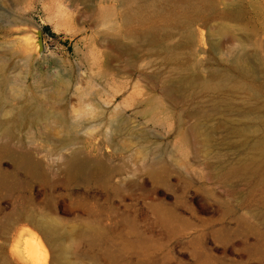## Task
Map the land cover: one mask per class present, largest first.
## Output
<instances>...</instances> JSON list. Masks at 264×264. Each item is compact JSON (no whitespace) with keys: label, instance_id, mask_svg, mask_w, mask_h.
I'll return each instance as SVG.
<instances>
[{"label":"rangeland","instance_id":"obj_1","mask_svg":"<svg viewBox=\"0 0 264 264\" xmlns=\"http://www.w3.org/2000/svg\"><path fill=\"white\" fill-rule=\"evenodd\" d=\"M125 12L0 0V264H264V48L244 74L224 54L264 19L207 11L189 49L183 25L150 42Z\"/></svg>","mask_w":264,"mask_h":264},{"label":"bare ground","instance_id":"obj_2","mask_svg":"<svg viewBox=\"0 0 264 264\" xmlns=\"http://www.w3.org/2000/svg\"><path fill=\"white\" fill-rule=\"evenodd\" d=\"M119 1H121L126 8V12L124 16V24L127 27V31L134 33V30L132 28V23L137 22L136 24L138 26L146 27V30L145 32H142L143 33L142 35L146 36L150 40V42H154L156 40V28H157L156 21L160 19L164 22V24H168V22L173 20L174 22L173 24L183 25L184 27H186L187 30L185 32L184 40H185V45L189 47V49L196 42V40L194 33L188 28L192 24H194L195 21L198 19H202L204 17L207 19L206 17L207 11L212 10V14L213 12H216L215 14L218 17L222 18L223 20L228 18L231 21H237L238 19L241 18L242 19L251 18L252 21L259 19V21L261 22V20L263 21L264 19V9L258 4L257 0L251 2V6L253 7V14H249L250 11L252 10L251 7L249 8L251 10L249 11V13H247V10L244 9L240 4H237L235 7H228L225 10H219L217 8V2H215L214 0H203L202 4L194 3L192 0H179L180 5L178 4V6L180 7L181 12L176 11L174 9L175 5L169 10H164L163 8L159 7L158 3L155 0H151L150 2L145 4H139L137 0H119ZM206 9L208 10L206 11ZM182 12L185 14H183ZM243 21L245 22V20ZM255 22L257 24L255 23L256 25L253 27H248L244 25L245 26L244 28L238 26V28L236 29L241 31V33L240 34L237 33V35H234L233 37L235 41L234 43L235 47L229 49V51L227 52H224V54L226 53L227 55L234 54L233 59L228 61L230 64L233 65L232 67H234V65L240 67V69L242 70V74H244L245 72L244 70H246L245 67L250 65V61H251L249 54L246 52L247 45L250 44V46L256 49L264 48V40L257 38V37H262L264 33V22H261L260 25L258 24L257 21ZM236 23L238 24V22ZM197 46H198V50H200L201 43L198 42ZM213 49L214 51H216L217 54L222 55L223 52L218 50L216 47ZM187 55L190 57L192 55V52L188 50ZM170 59L172 61L177 60L175 56H172ZM188 74L189 73H187V76ZM190 78H191L190 81L191 83L193 82L194 77L193 78L190 77ZM225 79H227V77H225ZM238 82L240 85L242 86L244 85L242 81H238ZM199 83L202 85H206V80L199 81ZM36 224L45 235L53 236L55 243L59 242L58 235H60L59 234L60 232H58L59 229L55 223L49 221H42Z\"/></svg>","mask_w":264,"mask_h":264},{"label":"water","instance_id":"obj_3","mask_svg":"<svg viewBox=\"0 0 264 264\" xmlns=\"http://www.w3.org/2000/svg\"><path fill=\"white\" fill-rule=\"evenodd\" d=\"M36 36H37V47H38V51L41 52L43 50V45H42V39H41V31L37 30L36 31Z\"/></svg>","mask_w":264,"mask_h":264},{"label":"trees","instance_id":"obj_4","mask_svg":"<svg viewBox=\"0 0 264 264\" xmlns=\"http://www.w3.org/2000/svg\"><path fill=\"white\" fill-rule=\"evenodd\" d=\"M44 30L49 31V28L46 26V27L44 28Z\"/></svg>","mask_w":264,"mask_h":264}]
</instances>
